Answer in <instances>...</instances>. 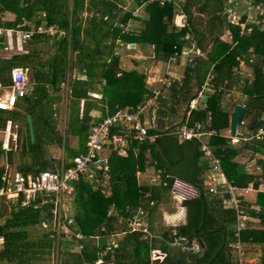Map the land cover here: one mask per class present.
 <instances>
[{
	"label": "trees",
	"instance_id": "obj_1",
	"mask_svg": "<svg viewBox=\"0 0 264 264\" xmlns=\"http://www.w3.org/2000/svg\"><path fill=\"white\" fill-rule=\"evenodd\" d=\"M133 1L134 9L128 11L124 0H0V27L15 30L19 27V30L27 31L30 26L24 21H34V29L44 22L46 26L64 30L66 34L56 44V53L46 63L34 62L26 54L14 55L1 61L0 79L3 84L9 83L10 71L17 65L32 71L35 82L33 92L20 98L14 110L0 111L10 112L8 115L0 113L1 132L6 131L8 125L24 119L22 134L20 129L15 134L16 140L21 137L23 141L16 170L36 175L49 169L60 171L73 167L72 159L86 151L91 129L101 121L99 117L111 116L126 107L135 109L144 102V98L150 94L146 84L147 76L137 67L127 70L122 68L121 57L114 52L117 41L150 43L154 46V58L167 63L175 52L190 43L189 39L206 52L201 41L210 37V50L206 52L205 58L192 61L184 68L183 82H171L168 88L162 86L161 93L169 101L165 98L160 104L163 108L168 102H174L177 106L184 104L186 113L185 108L190 99L196 95L209 73L213 75V93L207 97L202 108L190 112L188 124H207V130L215 132L208 137L207 143L219 158L228 183L239 189L249 184L257 187L255 178L233 161L237 153L221 134L229 128L230 116L228 104L223 102L229 100L231 108L236 103L235 99H230L229 84L232 76L214 73L211 69L219 62L239 69L242 61L251 69L253 79L245 82L241 93L249 102L264 99V24L253 25L252 28L247 26L242 34L240 27L229 22L226 7L230 0H164L163 4L160 0ZM249 4L264 7V0H248L246 5ZM193 5H198L196 12L199 16L206 15L205 19L199 18V25H202V20L206 21V36L192 22ZM143 6L147 14L142 20L144 27L138 32H125L122 28L133 19L134 10H141ZM177 8L187 18L182 27L174 23ZM5 12L14 14L15 19L12 22L3 21ZM84 12L92 13L85 21L82 16ZM42 13L45 16L40 19ZM245 19L246 15H243L240 21L244 22ZM226 31L230 32V42L221 40L222 32ZM33 38L36 44L43 41L40 35ZM36 55L35 48L31 56ZM67 69L78 70L85 76L84 80L76 78L72 81L70 97L65 98L70 99L66 132L77 139V144L75 147L64 145L65 161L54 163L52 159L48 160L45 150L54 144L62 146L64 142V138L57 132V118L52 107L58 102L57 93L61 91L60 84L66 77ZM90 93H98L100 98L93 99ZM93 110L98 112L99 117L91 115ZM252 113L247 111L244 117ZM254 113L257 116L248 122L243 117L245 125L252 132L264 127V119L260 120L261 111ZM28 115L31 116L34 128L33 141L28 132ZM160 115L164 117L166 113L161 112ZM168 133L159 132L153 141L131 140L124 157L110 150L104 151L102 154L108 158L109 163L106 183L101 181L103 184L96 185L84 173L80 174L78 181L70 183L73 190L68 201L72 202L74 213L68 212L72 222H65L71 234L69 240L64 231L47 226L53 220L51 203L42 204L37 209L13 205L8 212L0 208V237L3 239L0 264H49L57 254L56 264H95L100 260L105 264H149L148 241L142 239L138 232L127 231L128 211L138 207L146 211L145 207L158 205L162 193L164 195L174 181L167 177L168 174L190 184L199 194L196 199L182 203L186 208L187 219L185 225L177 227V232L190 239L198 238L203 245V253L201 256H189L190 261L184 255L176 261L168 257L165 263L229 264L228 243L225 241L228 234L223 223L220 227L216 226L217 215L203 186L200 146L195 140L178 142L176 137ZM153 134V131L148 132L149 136ZM256 143V152L264 154V139ZM15 155L14 147L0 141V165L13 166ZM28 160L30 163H26ZM259 164L264 178V160L259 161ZM152 168L154 170L149 176L157 178L156 184L152 187L139 185V174ZM105 192L110 195L107 196ZM0 200L2 204L6 203ZM256 204L260 210L257 214L251 212V216L257 217L264 226V194L258 195ZM111 207L118 211L117 214L114 210L109 215ZM37 225L43 227V234L39 238H32L30 234ZM161 233L165 235L164 231ZM117 234L121 237L115 238ZM240 239L244 243L260 245L262 256L258 264H264V229H245L240 233ZM63 242L81 244V247L73 253L62 252L59 246ZM162 249L166 250V247Z\"/></svg>",
	"mask_w": 264,
	"mask_h": 264
},
{
	"label": "built area",
	"instance_id": "obj_2",
	"mask_svg": "<svg viewBox=\"0 0 264 264\" xmlns=\"http://www.w3.org/2000/svg\"><path fill=\"white\" fill-rule=\"evenodd\" d=\"M157 0H148V2H155ZM183 2V1H182ZM163 4L164 0H160ZM250 5V4H249ZM248 5V6H249ZM255 12V15H254ZM229 18L233 24H238L241 16H237L234 11H227ZM249 16L245 19V24H241L240 28L245 31L248 26L247 20L250 21L252 25L264 24V7L262 5H250ZM181 19V24L179 22L174 23L178 27L184 26L186 22V16L180 10L178 16ZM126 26L123 28L125 29ZM48 30L47 32H50ZM11 30L0 27V50L3 45L2 39L4 37H10ZM25 39L30 38L31 35L26 33L23 36ZM191 43V48L189 51L183 52L181 56L185 59L188 58L191 53L194 56H200V49ZM119 46L120 43H119ZM179 58V57H178ZM174 54L170 60L173 64H176L178 59ZM168 64V63H167ZM1 78V74H0ZM173 76L165 75L161 76L158 80L152 81V84H160L161 86H170ZM214 80L213 75L209 74L202 85L196 91V95L190 99L188 102L186 115L189 116L190 112L202 108V99L211 95L213 93L212 81ZM30 87V81L28 78V70L21 66H15L11 69L9 75V83L3 84L0 79V111H12L16 107V103L20 98H23L28 94V88ZM161 89V87H160ZM161 95V91L157 88L152 89V92L148 97L150 99L156 98ZM230 98V95H228ZM232 98V97H231ZM230 98V99H231ZM144 106H138L135 109L126 107L124 110H118L111 116L99 117L101 121L94 125L88 137V142L86 144V151L79 154L72 159L73 167L67 169H61L60 171L46 170L42 171L36 175L23 174L17 170H12L9 165H0V199H3L6 203H12V205H19L21 207H31L33 209L39 208L42 204L51 203L53 208L51 214L53 215L54 227L59 231H64L65 234L69 232L67 224L72 222L71 218H68V196L72 193L71 182L78 181L81 173H84L93 180L94 182L101 184L103 181L106 183L109 173V163L108 158L102 153L104 151L113 150L116 151L118 156L124 157L127 152V144L131 138L143 141L148 136V129L154 122H149V120L142 121ZM240 125L244 126L245 122L243 118L240 121ZM195 127H182L181 131L178 132L181 140L191 141L197 140L202 141V138L209 137L213 134L207 130V124H202L197 122ZM264 138V127L257 128L253 133L252 139L262 140ZM246 140V139H244ZM113 147V148H112ZM201 151L204 154L205 159L209 162V176L206 179L208 183V192L210 194H217V188H223L227 191L228 195L231 197L233 202V207L237 215V243L232 245L235 254L237 256V264L243 263V252L242 245L239 241V231L245 229V222L247 220V215L240 205V200L236 196L237 188L233 187L224 180V175L222 173L220 160L215 154L210 150V147L202 143ZM147 173V171L145 172ZM140 173L139 176H141ZM157 178H151L152 184L156 183ZM103 184V183H102ZM214 185V187H210ZM192 188L188 186L187 183L176 180L172 182L170 192L172 195L183 201L188 198V193ZM127 219V231L128 232H138L140 233L142 239L151 242L154 236L151 234L149 225L147 222V212L142 208H135L128 211ZM112 212H109L111 215ZM67 220V224H65ZM176 227V226H175ZM158 236V235H157ZM171 237L174 239L171 245L180 251L184 252H197L200 250V243H192L190 246L188 240L185 237L176 236V231L173 230ZM81 238V236H79ZM3 241L0 238V243ZM150 262L149 263H163L166 258V254L158 250L150 251ZM95 264H105L102 260L96 261ZM112 264V263H111Z\"/></svg>",
	"mask_w": 264,
	"mask_h": 264
},
{
	"label": "crops",
	"instance_id": "obj_3",
	"mask_svg": "<svg viewBox=\"0 0 264 264\" xmlns=\"http://www.w3.org/2000/svg\"><path fill=\"white\" fill-rule=\"evenodd\" d=\"M144 7L145 6H143L142 9L140 10V14H143L142 20L144 18H146V15H147L144 11ZM136 10H139V9H136ZM176 10L177 11H176V14L174 15V22L176 20H178V18H179V17H177L178 16L177 13H179L180 9L177 8ZM91 15H92V13L87 14L86 12H84L82 15L83 21H85V19L90 17ZM44 16H45L44 13H42L40 19H42V17H44ZM14 19H15V15L12 13H9V12H5L2 16L3 21L12 22ZM240 19L238 21V24H233L231 22L230 18H229V22L233 26L240 27L241 24H245V21L241 22ZM24 23L28 24V27L30 26L29 30L21 31V30H19V27H17L16 30L10 28L11 36L8 38L4 37L2 39L3 45H2L1 50H0V65H1L2 59H9L14 55H22V54L30 55V59H33L34 62L46 63V62H48L49 57L53 56L56 53V50L58 48L56 44L59 43V41L66 36L64 30L55 29L53 26L48 27L45 25L44 22L41 23L38 27H35V29L33 27V25H35L34 21H32V22L24 21ZM48 30H51V31L47 32ZM26 33L30 34L31 37L28 39L27 38L25 39L23 36ZM226 33H227V36H226ZM35 35L42 36L43 41H41L40 44H36L34 42L33 37ZM221 40H223L225 42H230V32L226 31L224 33V37H221ZM49 44L54 47L53 49H55V51H53L52 54L50 52H49V54H46L44 51L45 45H49ZM128 45H129V47H130V45H133V47H131V48H133L132 50H136V53L139 55L140 59L145 63V64L143 63L144 64L143 67H147V68H144V70H147L148 67H150V69L147 70L148 72H145L146 76H147L146 84H147V86H149L148 89L150 90L149 91L150 94L152 92V89H154V88H157L160 91L162 90V86L160 84H156V83L152 84V81H156V78H160L161 76H165V75H170V76L175 75V77L171 80V82H178L179 84H181L183 82V79H184V74H183L184 68H187L189 66V64L192 63V61L196 62L197 59L205 58V56H206L203 54V51L201 50L200 47H198L197 44H196V46L200 49V52H201L200 56H198V55L194 56L193 53H191V55L186 59L184 56H181V54L183 52L190 50L191 43H189V44H185L180 49V51L175 52L176 57L177 58L179 57L176 60V64H173V62H171L172 60H169L167 62L168 63L167 64L165 62L158 61L154 58V56H155L154 46L150 43H148L146 45L148 48H151L150 51L148 50V52H149L148 55H147L148 52L145 53L146 51L144 52V50H143L144 48L139 47L138 43H136V44L128 43ZM118 47L119 46L115 47V49H114L115 53H117L119 51ZM138 47L140 49H138ZM35 48H36V54H37L36 57L31 56L32 51L33 50L35 51ZM134 52H133V54H135ZM131 53H132V51H131ZM126 54H129V52H126ZM150 54H151V57L149 58ZM68 55H69V53H68ZM140 59H134V60L141 61ZM146 59H149L148 64L146 62ZM122 61H123V59L121 58V62ZM107 63H108V60H107ZM129 64L132 67H136L134 64L128 62V65ZM164 65L166 66V68L164 67ZM17 66L23 67L22 65H17ZM121 66L123 69L126 70L127 67L125 66V64L121 63ZM26 69L28 70V75L30 77V70L28 68H26ZM233 70L235 71V74H237L238 76H240L242 78L239 79L237 84H236V81L230 80L231 83L229 85H231V89H230V94L232 96L231 99H235L237 101V103L245 105L247 107H250V105L253 103L254 100L252 102H249L248 99L241 93V89L245 85V83H243L244 78H247V80H249V81H251L253 79L252 78V71H251V69L246 67V65L242 61L240 62L239 69L233 67ZM77 71L78 70H75V69L74 70L67 69L66 77L60 84L61 91L64 92V97H68V98L70 97V94H71V88L70 87H71L72 81L74 79H76V78L82 79V80L85 79V76L81 75L80 74L81 72H79V71L77 72ZM211 71H213V70L211 69ZM177 77H179V78H177ZM34 85H35V82H34V80H32V86L34 87ZM160 87H161V89H160ZM192 90H195V88L192 87ZM162 94L163 93H161L160 96H157L156 98H152V99H150L149 97L147 99L144 98V102L138 105L140 107L144 106V113H143V117L141 118V120L142 121L149 120V122H152V121L154 122V124L151 127H149V129H148V132L153 131L154 134L152 136L148 135L145 140L153 141L157 137V134L159 132H166L167 131V132H169L168 134L176 137L178 142H183L184 140H181V138L178 135V132L181 131L182 127H188V128L195 127L194 125L197 122H195V124L189 125L188 124L189 116H187L186 113L183 112V114L180 118L181 123L179 125H177V126L168 125L167 121L168 120L172 121L173 117H170V118L167 117L168 116L167 113H166V116H164V118L163 117L161 118L159 116V114L161 113V109H162L160 101L165 100V98L167 99V101H169V98L165 97ZM90 95L92 96L93 99H95L96 97L100 98L98 93H90ZM167 105H169L172 108V107H174V102L173 103L168 102ZM187 106L185 108L186 110H187ZM177 107L178 106L175 104V108H177ZM227 108H228L227 111H229V114H231L233 112V109L231 107H228V106H227ZM261 110H263V111L261 113H259V114H261L260 120H263L264 119V104H263V108L260 109L259 111H261ZM247 111H250L253 113L251 115H249V117L248 116L244 117L246 122H248L251 118H253V116H257L254 113L255 111L248 110V109H247ZM256 111H258V110H256ZM91 115L92 116L98 115V112L96 110H93L91 112ZM248 128L249 127H247V131H248ZM214 133L215 132H213V134ZM240 133H242L244 135V139H246L245 142L249 145V147L241 149V151L239 153L236 152L237 155L235 156L233 161H235L236 163H238V165H240L242 168H244L243 171L245 173L253 176L255 178V180L257 181L258 185H257V187H253V184H249L246 188H242V189L237 188L236 196L240 200V202H241L240 205L247 215V220L245 222V226H246L245 229L263 230L264 226H262V224L260 223V221L257 217L251 216V212L255 213V214H257L259 212L260 208L256 204V200H257L258 195L264 194V178L262 177V168H261V165L259 164V161L264 160V154L260 153V152H256V148L258 146L257 145L254 146V144L252 142H250V141H260V140L252 139L254 132L248 131L249 135L245 134L242 131ZM221 134L227 139L230 136L229 128L227 130L222 131ZM131 140H137V139L131 138L129 141H127L128 142L127 150L130 147ZM145 140H143V141H145ZM202 140H203V142L202 141L199 142L197 140H195V141L198 142L200 147H201L202 143H205L208 145V143H207L208 137H204V138H202ZM143 141H139V142H143ZM200 147H199V150L202 153ZM210 150L213 152V150L211 148H210ZM110 151L116 154V151H113V150H110ZM119 157H121V156H119ZM4 165H9V164H4ZM220 165H221V162H220ZM200 166H201V175H202V178L204 181L203 186H204L205 190L207 191V199H208V201H210V203L213 206L215 213L217 215L215 224H216V226L220 227L219 225L221 223H223L225 230L228 234L226 236L225 241L228 243L229 264H237V260H236L237 256H236L235 251L232 247V245L237 243L236 234H237V221H238L237 215L235 213V209L233 207V202L231 201V197L228 195L227 191L224 190L223 188H220V187L217 188L218 193L215 195L210 194L208 192L207 188H208L209 181H207L206 179L208 178L209 172H210L209 171V162L205 159L203 153H202V159H201V165ZM10 167L12 168V166H10ZM153 170L154 169L152 168V169L145 170L144 172H141L143 174H141V179H140L139 185H141V186L146 185L148 187H152L153 184H152V181H151V178L149 175H151V171H153ZM146 171H147V173H145ZM222 173H223V171H222ZM223 175H224V173H223ZM167 177L169 179L180 180V179L173 177L172 175H169V174L167 175ZM224 180L227 182L225 176H224ZM95 184L98 185V183H96V182H95ZM154 184H156V183H154ZM105 186H106V184H105ZM188 186L192 189L188 193V198L183 200V201L175 198L169 189L164 193V195L162 193L161 200H160L158 205H155L154 207H148V206H147V208L145 207L146 212H147V222L149 225V229H150L151 234L154 236V238L151 240V242H148L149 246H150V251L151 250H158V251L166 254V258L164 259L163 263H161V264H168V263H165V260L168 257H170L171 259L176 261L177 259L182 258V255H184L186 257V260L190 261L191 259L189 256H193V255L201 256L203 253V245L200 242V240H198V238L190 239V238H187L185 236L179 235L177 232V227H179L181 225H185L186 219H187L186 208L182 205V203L184 201H187V200L196 199L199 196V194L195 188H193L190 184H188ZM210 187H214V185L211 184ZM105 194L107 196L110 195L109 192H105ZM224 195H228V198H225ZM6 204L8 206L12 205V203H6ZM114 210L116 211V214H117L118 211L114 207H111L112 213H114L113 212ZM229 211H231V212L233 211L234 213L232 214ZM245 229H243V230H245ZM166 230H167V232H166ZM173 230L176 231V236L185 237L186 240H188L189 246L192 243H200L201 249L198 250L197 252H184V251L178 250L177 248H174L171 245V242L174 239V237L170 236ZM243 230L239 231V241L241 242V245H242L241 249H242L243 256H244L242 264H258L260 262V258L262 256L261 247H260V245H257V244L242 242L240 239V233ZM163 231H164L165 235H167V238H165V235L163 236V234L161 233ZM231 233H233L232 237L230 236ZM118 237H121V236H118V234H117L115 238H118ZM2 244H3V241L0 243V246ZM80 245L81 244H77V245H75V247L76 248L81 247ZM114 246H117V245L114 244ZM164 247H166V250L162 249ZM150 251H149V255H150ZM74 252H76V251H74ZM187 253H189V254H187ZM190 253H195V254H190ZM149 262H150V258H149ZM149 264H153V263H149ZM154 264H160V263L155 262Z\"/></svg>",
	"mask_w": 264,
	"mask_h": 264
},
{
	"label": "rangeland",
	"instance_id": "obj_4",
	"mask_svg": "<svg viewBox=\"0 0 264 264\" xmlns=\"http://www.w3.org/2000/svg\"><path fill=\"white\" fill-rule=\"evenodd\" d=\"M181 2L185 1V0H180ZM135 1H132V0H124V3H125V9L129 10V11H132L134 8V4L133 3ZM248 2V0H230L227 4V7L226 9H228L229 11H234L235 14L237 16H243V15H247V18H248V12H249V8H250V5H246ZM198 7V5H193L191 7V15H192V22L194 23L195 26H197L201 31H203V33H205V36H206V30H205V25H206V21L205 20H202V25H199V18L200 19H205L206 18V15H202V16H199L198 13L196 12V8ZM227 10V11H228ZM178 14V13H177ZM254 15H255V12H254ZM142 18H143V14H140V10H134L133 12V19L130 21V23L127 24L126 28L123 29L125 32H135V31H139L140 29H142L144 27V24L142 22ZM178 21L179 23L181 24V19L178 18ZM176 21V22H178ZM247 24L249 27H253V25L250 23L249 20H247ZM182 25V24H181ZM205 26V27H204ZM222 37H224V32H222ZM226 36H227V33H226ZM190 40V43L194 42L192 39H189ZM197 41V39H195ZM202 44L205 48V51L208 52L211 48V45H212V39L210 37H205V39H203L202 41ZM148 43H138L139 47H143L144 49V52L147 53L148 50L150 51L151 48H148L146 45ZM196 45V43H194ZM120 45H124L123 47H118L119 48V51L117 52L119 57H121L123 59V61L121 62L122 64H125V66L127 67V69H131L133 68L132 66H130V64L128 65V62L134 64L138 70L140 71H143L144 73L145 72H148L147 70L150 69V67H148L147 70H144V68H147V67H143L144 66V62L140 59L139 55L136 53V50H132L133 48L129 47L128 43L127 42H124V41H121L120 42ZM138 47V49H140ZM54 47L52 45H45V48H44V51L46 54H49V52L52 54L53 51H55V49H53ZM148 48V49H147ZM137 49V50H138ZM132 51V53H131ZM135 51V52H134ZM204 51V50H203ZM126 52H129V54H126ZM133 52L135 54H133ZM206 52H203L204 55H206ZM149 54V52L147 53V55ZM250 54V53H249ZM151 57V54L149 56V58ZM42 59V58H41ZM134 59H140L141 61H137V60H134ZM255 60H256V56H255ZM146 62L147 64L149 63V59H146ZM120 63V64H121ZM144 63V64H143ZM166 65V64H165ZM164 65V67L166 68V66ZM213 68V66H212ZM146 74V73H145ZM32 77H33V73L32 71H30V77L28 75V78H29V81H30V87L28 88V94H31L33 92V86H32ZM175 77V75L173 76ZM179 78V77H177ZM242 77L238 76L237 74L235 75H232L231 77V80L232 81H236V84L238 83L239 79H241ZM157 80L159 78H156ZM148 81V80H147ZM247 81V78H244L243 79V83H245ZM249 81V80H248ZM155 83V82H154ZM58 95V102L52 107L53 108V112L56 114V118H57V121H56V126H57V132L64 138V142L61 144L62 146H57V145H50L49 147L46 148L45 152H46V157L48 158V160H51L56 163L57 161H62L65 159V155H64V148L63 146L64 145H67L69 147H75L76 144H77V139L73 136H70L67 132H66V129H67V126H68V117H69V100H66L64 97V92L62 91H59L57 93ZM236 101V100H235ZM237 102V101H236ZM224 104H230V101L229 100H224L223 102ZM184 107L185 105L182 104L181 106H178L177 108H175V105L174 107H170L169 105H166V107H162L161 109V112L163 113H167L168 116L167 117H173L172 118V121L168 120V125H171V126H177L179 125L181 122H180V118L184 112ZM230 107V106H229ZM171 109H174L171 111H169ZM263 110H261L262 112ZM2 115H8L10 112H0ZM160 117H162V115L159 114ZM164 118V117H163ZM166 118V117H165ZM22 120L19 121L17 124H13V125H8L6 131H3L1 132L0 131V141H2L5 145H9V147L11 148H15V156L13 157L14 160H13V166H12V170H16L18 164H19V159H20V150L22 148V139L21 137L18 138L17 137V140H16V137H15V134H16V130H19L20 129V135L22 134L23 130H24V119L21 118ZM38 123V121H37ZM28 126V125H27ZM29 127V126H28ZM33 131H34V128H33ZM242 132H244L245 134L249 135L248 134V131H247V127L244 128V129H241ZM29 132V131H28ZM30 135V133H29ZM30 139H31V136H30ZM32 140V139H31ZM255 145H257V141H250ZM252 144V145H253ZM65 161V160H64ZM26 163H30L29 160L26 162ZM50 170V169H49ZM140 179H141V176H139ZM90 179V178H89ZM3 201L0 200V208H5V210L10 211L12 209L11 206L13 205H8L5 203L2 204ZM3 205V206H2ZM2 206V207H1ZM7 206V207H5ZM68 207L69 209V213H74V206L72 205V202L68 201V206H66V208ZM47 226L49 227H53L54 228V222L53 220L48 222ZM43 227L41 225H37L35 227V230L33 232H31L30 236L32 238H39L41 237V235L43 234ZM67 239H71V234H69V232L67 233ZM61 244V243H60ZM0 248H2V245L0 246ZM59 251H68V252H71L73 253L74 251H78L79 248H76L75 245L73 243H66V242H63L60 246H59ZM77 249V250H76ZM57 257H58V254H57ZM56 255H55V258L53 257L51 262L49 264H56L57 259Z\"/></svg>",
	"mask_w": 264,
	"mask_h": 264
},
{
	"label": "water",
	"instance_id": "obj_5",
	"mask_svg": "<svg viewBox=\"0 0 264 264\" xmlns=\"http://www.w3.org/2000/svg\"><path fill=\"white\" fill-rule=\"evenodd\" d=\"M122 5V3H120ZM130 47H133V45H130ZM212 70L215 73L224 74V75H234L235 71L233 70V66L219 62L213 65ZM146 99L148 97H145ZM145 99V100H146ZM202 103L207 102V98H203ZM264 99H254L253 103L250 105V107H247L245 105L235 103L232 105L233 112L229 116V133L230 136L226 139V143L237 153L241 151L243 148H248L249 145L244 140V135L241 132V129L246 128L245 126L240 125L241 119L244 117L247 109L248 110H260L263 108ZM28 126H29V133L31 136V139L33 141L34 139V131H33V124L31 116H27ZM248 131H252L251 128H248ZM225 198H228V195H224Z\"/></svg>",
	"mask_w": 264,
	"mask_h": 264
},
{
	"label": "clouds",
	"instance_id": "obj_6",
	"mask_svg": "<svg viewBox=\"0 0 264 264\" xmlns=\"http://www.w3.org/2000/svg\"><path fill=\"white\" fill-rule=\"evenodd\" d=\"M121 41H117V46H119V43H120ZM124 45H122V46H119V47H123ZM209 95H207V97H208ZM148 97V96H147ZM207 97H205V98H207ZM237 103V102H236ZM203 104H205V103H203ZM245 122V121H244ZM246 124V123H245ZM245 127H246V125H244ZM252 132V131H251Z\"/></svg>",
	"mask_w": 264,
	"mask_h": 264
}]
</instances>
